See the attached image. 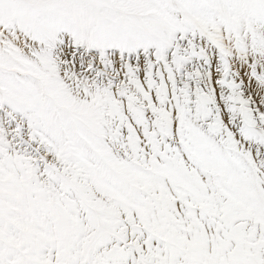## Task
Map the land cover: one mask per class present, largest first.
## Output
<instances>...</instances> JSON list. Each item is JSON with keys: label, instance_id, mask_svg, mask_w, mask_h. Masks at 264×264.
Here are the masks:
<instances>
[{"label": "snow or ice", "instance_id": "snow-or-ice-1", "mask_svg": "<svg viewBox=\"0 0 264 264\" xmlns=\"http://www.w3.org/2000/svg\"><path fill=\"white\" fill-rule=\"evenodd\" d=\"M0 264H264V0H0Z\"/></svg>", "mask_w": 264, "mask_h": 264}]
</instances>
